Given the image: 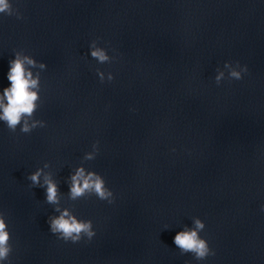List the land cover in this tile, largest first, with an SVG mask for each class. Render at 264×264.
Wrapping results in <instances>:
<instances>
[{
    "label": "water",
    "instance_id": "95a60500",
    "mask_svg": "<svg viewBox=\"0 0 264 264\" xmlns=\"http://www.w3.org/2000/svg\"><path fill=\"white\" fill-rule=\"evenodd\" d=\"M10 2L23 19L0 14V95L16 51L46 64L33 69L34 118L46 126L23 134L0 122L13 248L3 264H264V0ZM94 40L111 63L91 58ZM225 63L248 71L230 80L225 70L218 86ZM45 163L61 207L92 221L90 241L50 232L58 213L26 179ZM80 166L103 177L114 203L68 200ZM193 218L215 252L203 261L173 243Z\"/></svg>",
    "mask_w": 264,
    "mask_h": 264
},
{
    "label": "clouds",
    "instance_id": "9594fccd",
    "mask_svg": "<svg viewBox=\"0 0 264 264\" xmlns=\"http://www.w3.org/2000/svg\"><path fill=\"white\" fill-rule=\"evenodd\" d=\"M0 14L6 16H16L17 19H23L18 10L13 8L10 0H0ZM90 56L99 64L111 63L113 57H110L107 50L97 46V41L90 44ZM15 58L9 61V71L7 80L10 87L3 89L0 95V122H3L7 129L15 133L17 128L23 134H30L36 128L46 126L42 120L34 118L39 107L40 101V71L33 72V69L41 71L46 70V64L38 63L34 58L25 55L24 52L16 51ZM225 70L230 80L242 79V74L248 71L247 67H241L239 63L233 66L231 63L224 64V70L217 69L215 82L219 86L225 79ZM101 83L105 81V73L96 70ZM114 79L112 73L107 74V81ZM99 152V142L92 145V151L86 153L84 161H92ZM50 165L45 163L42 168H38L34 173L26 177L31 182L30 187L42 188L45 190V202L54 206V211L58 215L48 217L47 223L52 234L64 242L78 243L82 239L91 240L95 235L93 223L91 220L78 219L70 208H62L61 200L63 198L60 186L54 179L49 169ZM68 200L75 202L81 199H87L95 196L101 201L114 203V194L106 186L102 176L93 171H87L83 166L75 168L69 175L67 181ZM264 211V206L261 207ZM205 228V224L199 218L192 219V226H185L178 232L173 243L179 249L181 255L192 254L195 260L203 261L209 256H214L215 252L210 249L208 242L200 237V232ZM13 251L11 235L6 223L5 214L0 212V264L8 261Z\"/></svg>",
    "mask_w": 264,
    "mask_h": 264
}]
</instances>
